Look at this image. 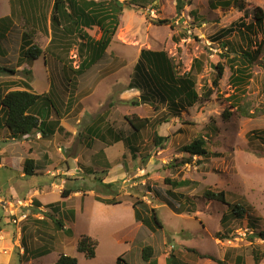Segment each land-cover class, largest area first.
<instances>
[{"label": "rangeland", "instance_id": "obj_1", "mask_svg": "<svg viewBox=\"0 0 264 264\" xmlns=\"http://www.w3.org/2000/svg\"><path fill=\"white\" fill-rule=\"evenodd\" d=\"M121 1L124 4L121 24L107 54L80 76L77 84H73L76 93L89 97V112L83 115V122L89 124L94 116L101 115L108 107L111 110L109 122L117 132L130 129L124 119L128 114L151 117L153 120L169 115L170 121L155 124L142 132L141 151L143 155L151 154L147 164L142 162L143 155L131 156L124 140L114 141L105 150V144L98 139L92 142L91 149L79 136L69 140L70 137L62 135L58 142L61 148L57 149L58 157L72 154V157L79 155L81 158L79 165L68 161L72 168L79 166L81 170H76L73 177L67 176L65 187L74 188L80 194L61 195L57 199L60 209L47 208L50 215L44 222L37 221L43 220L44 215L42 210L37 211L33 197H26L30 187L49 180L50 176L34 174L22 178L15 172L10 181L6 170H0L1 184H9L10 181L23 202L14 206L0 199V217L6 214L0 225L13 230L7 235L11 242L0 248V252L5 250L13 255L5 264H52L60 253L77 257L78 264H117L120 256L130 264H146L141 258V249L145 245L154 246L160 264L165 263V256L171 252L191 264H264V257L256 263L254 255L255 250L261 254L264 252V239L252 238L254 231L264 230V114L260 112L264 109V29L256 24L254 32L247 28L248 24L255 23V9L261 7L264 10V0H155L147 4L141 0ZM178 2L183 5L179 12ZM7 13L8 1L0 0V17ZM160 19L169 22L158 24ZM227 29L232 31L227 33ZM22 32L27 33L44 51L50 43V35L33 27L25 18L12 26L0 41V68L18 71L11 74L0 70L2 93L7 92L8 82L26 78L24 69L31 68L30 64L19 63ZM87 32L94 39H99L102 34L99 27ZM250 40L253 42L252 50H257L256 42L263 40V50L251 68L246 70V74L250 73L247 82L233 85L232 67L239 64L234 61L240 59L241 51L248 48ZM144 48L168 51L176 62H182L183 72L189 71L199 59L203 68L194 70L197 90L200 94L205 90H214L213 94L196 103L188 112L182 111L177 118L171 117V109L166 104L154 109L148 103L140 106L128 103L142 93V89L132 83L142 62L140 51ZM45 54L51 80H55L57 86L62 82L68 84L61 58L65 60L68 57L78 65L80 57L77 48L71 49L69 56L61 53L64 55L61 58L53 56L57 52L51 48ZM44 55L36 62L38 71L34 80L33 77L26 78L31 82L33 80L36 89L47 85L43 76ZM231 59L233 64L229 61ZM218 62L224 65L225 73L218 89H214ZM242 91L245 97L240 103L244 109L249 112L257 110L261 114L246 117L231 108L230 117L225 119L223 114L226 108H230L225 98L233 93L240 95ZM153 130L170 136L164 149L154 148ZM200 136L207 139L208 158L195 157L191 164L177 165L184 157L181 149ZM68 141L70 143L67 144ZM100 151L103 152L98 156ZM91 158L97 165L92 164ZM62 166L67 167L66 162ZM167 177L199 182L196 188L184 191L190 197L189 200L186 198L190 206L184 213L176 211L180 199L174 200L166 194L169 186L164 180ZM206 188L225 190L229 202L245 206L244 217H235L232 207L218 200L203 198L202 190ZM153 189L158 194L163 193L165 198L168 196L173 201L172 208L162 201V197L154 196ZM113 198L115 203L104 200ZM137 199L157 208L162 229L154 231L136 219L134 202ZM193 207L196 210L189 212ZM27 209H30L28 217L19 220L18 217ZM137 209L144 215L151 213V208L144 205H137ZM13 210L18 216L11 214ZM71 211L74 212L73 218L69 216ZM225 212L230 216L222 222ZM52 218L63 221L64 230L70 228L71 232L58 230ZM83 235L97 242L94 258L86 257L77 249L78 240ZM46 243L52 248L51 254L34 257L33 251ZM190 249L209 254L216 260L202 258ZM1 260L0 264H4Z\"/></svg>", "mask_w": 264, "mask_h": 264}, {"label": "trees", "instance_id": "obj_2", "mask_svg": "<svg viewBox=\"0 0 264 264\" xmlns=\"http://www.w3.org/2000/svg\"><path fill=\"white\" fill-rule=\"evenodd\" d=\"M8 1L11 12L9 15L0 18V41L8 34L7 32L12 28V26H15L18 20L25 18L33 27L40 29L46 35L51 36L47 50L51 48L56 51L57 54L53 55L56 58H61V56H64L65 54L69 56V51L73 48H77L78 56L80 57L78 65H75L73 60L68 59V57L65 60L61 58L64 63L63 72L69 85L76 84L78 78L91 69L108 50L117 34L124 10V4L121 0ZM148 1L153 2L155 0H141L143 4H147ZM50 5L51 10L49 11ZM182 8L183 5L179 3L177 11L179 12ZM254 17L255 23L247 25L249 31H255V24L264 29V10L261 7H257L255 9ZM168 22L169 20L167 19L158 20V24H167ZM94 27H99L102 31L99 39H94V37H91L86 33V29H93ZM243 28H246L245 24H243ZM226 31L227 33H230L232 29H227ZM256 43H258L257 50H252L253 42L250 40L248 48L241 51L240 59H236L234 61H238L239 64L244 65L243 67H240L238 63L233 64L232 59L229 60L233 65H235L232 67L233 73L231 76L233 85H236V83L247 82L246 79L250 73L246 74L245 72L251 68V65L257 60L258 55L263 50V40ZM47 50L44 51L40 46L34 43L27 33H23L20 55L29 63H32L36 59L43 56ZM178 51H180V48ZM45 60L48 61L47 56H45ZM140 60H142V62L137 69L138 72L136 77L133 79L132 84L140 87L142 89V93L140 96L138 95L131 100H128V103L135 106L148 103L153 106L154 109H158L160 104H166L171 109V117H179L181 116L182 111L186 110L188 112L191 107L195 106L196 103L210 98L213 94L214 90H205L202 94H200L197 90V79L194 75V70L195 68H198L199 70H202L203 68V62L199 59L195 60V65L192 64L191 69L187 72H183L181 69L182 62H176L175 58L172 57L166 50L153 51L145 48L141 49ZM215 69L217 73L213 81V87L214 89H218L219 82L225 73V67L223 64L218 62ZM0 70L11 74H16L18 71L7 67H1ZM24 72L26 74V78L28 79L33 75L31 68L24 69ZM26 78L8 82L6 85L7 92L2 93L0 91V112L2 114L0 115V126L7 129L10 133V137L15 139H21L35 131H39L43 137L47 138L48 136H52L58 127L57 123L54 129H45V126H48L47 120L50 117L53 104L49 95L45 93L33 92L30 81ZM240 86L241 85H237V87ZM18 87H21L22 89H17ZM242 92L243 93L240 95L238 93H233L228 98H225V101L230 105V108H226L223 114L225 119L230 117L232 113L230 111L231 108H235L240 115L246 117H257L261 113L264 114V109L263 111L260 110L261 113L257 110L254 112L246 111L240 103L245 97V92ZM102 119H104V117H102ZM124 119L130 127L128 131L122 130L117 132L113 127H108L105 134L112 137V143L108 142L110 145L113 144L114 141H126L127 149L129 148L128 150L131 156L135 158L137 155H143V152L141 151V143L143 142L142 132L152 126H156L155 124L160 125L170 121L168 116L153 120L151 117H142L137 114L125 115ZM57 130L61 133L64 132L63 127H58ZM99 134L105 135L101 133ZM169 140L170 136L161 135L157 130H153L152 142L155 149H164ZM181 150L184 153V157L178 161L177 165L179 166L193 163L195 157L206 159L210 154L207 147V139L204 136L193 139ZM102 152L103 151H100L97 155L99 156ZM93 157H95V154ZM150 157L151 154L143 155L142 162L147 164ZM24 164V172L26 175H34L35 170L40 169L39 167H36L35 160L31 158L26 159ZM106 164L109 166L108 163ZM93 165H97L94 158ZM164 183L169 186L166 194L169 197L174 198V200L179 201L180 199V203L178 204L179 207L178 209L176 208L177 213L181 214L184 213L185 210H188L190 204L187 200H189L190 197L186 196L184 191L187 188H196L199 185V182L188 178L172 179L167 177L165 178ZM177 190H179V192H174ZM74 192H77V190L74 188L68 189L64 187L61 195L63 197H68ZM152 193L157 198L162 197V201H165V203L172 208L173 201H171L168 196L167 198L163 197V193L158 194L155 189L152 190ZM202 197L207 201L218 200L221 203L232 207L233 215H235V217H244V213L246 211L245 206L243 204L235 205L229 202L227 192L225 190L214 191L211 188H206L202 190ZM104 200L108 203L116 202L115 198ZM33 203H35L34 205L37 207L40 205V202L37 199H35ZM137 205H144L146 208H151V213H145L144 215L142 212L138 211ZM47 206L53 210L60 209L58 202L57 204L51 203ZM134 208L136 219L141 221L143 225L145 224L154 231L163 228V223L158 216L157 208L150 207L149 204L139 199L134 202ZM195 210L196 207H193L189 212H194ZM43 215V220L37 221L44 222V219L50 214H48V212H43ZM73 215L74 212L71 211L69 216L73 218ZM229 216L230 213L225 212L222 222L227 220ZM52 219L58 230L63 229L65 233L71 232L70 228L64 230L63 221L54 218ZM253 235L254 236L252 238L258 237L264 239V230L261 229L259 231H254ZM96 245L97 242L90 236L83 235L78 240L77 249L78 251L84 253L86 257L94 258L96 256ZM189 251L197 253L202 258H211L216 260L213 256L209 254H201L196 249H190ZM51 252L52 248H50L46 243L40 248L34 250L33 255L36 258H40L50 254ZM254 252L255 262L259 263L262 257H264V252L262 254L258 253V250H255ZM141 258L146 264H158V258L155 255V248L152 245H145L142 247ZM240 261H242V257H240ZM122 263L130 264L123 256H120L117 264ZM52 264H78V258L66 253H60L56 261ZM166 264L191 263L181 259L174 252H171L166 258Z\"/></svg>", "mask_w": 264, "mask_h": 264}, {"label": "crops", "instance_id": "obj_3", "mask_svg": "<svg viewBox=\"0 0 264 264\" xmlns=\"http://www.w3.org/2000/svg\"><path fill=\"white\" fill-rule=\"evenodd\" d=\"M10 12L11 11L9 4V13H7L6 15H9ZM89 30L90 29H86L87 34H89L87 32ZM23 33L24 32H22V35ZM90 36L92 37V35ZM48 38L49 40H51V36ZM45 49L47 50V47ZM107 52L108 50L101 57V59L107 54ZM45 56L47 55L45 54ZM45 56L43 61V76L45 77L44 79H46L45 81L47 85L46 87H37L40 91L36 89V86L33 82L36 72L38 71L36 69V62H38L40 58L36 59L32 63H29L20 55L19 63L20 65L27 64L28 66L30 64V67L33 72V75L31 76L33 77V80L32 82L30 81L32 91L35 93H45L50 96L53 105L51 108L50 117L47 120L48 126H45V129H54L56 124L58 123V127H63L64 132H59L57 130V127L55 133L52 136H48L47 138L43 137L39 131H35L21 139H15L10 137V133L7 129L2 128L0 126V170H6L7 174L9 175L8 180H12V173L15 172H17L22 178L27 177L24 172V163L25 160L29 158L35 160L36 167L40 168L36 169L34 174H43L50 176L49 180L47 179L41 181L37 185L30 187L27 193L28 196L26 197L28 199L32 196L34 200L37 199L40 202V205L38 207L36 206V208H38L37 211L39 212V210H42V213L47 212V208H49L47 206L48 204L54 203L57 201V199H60L62 190L66 186L65 183L67 176L73 177L75 176L76 170H81L79 166H77L76 168H72L71 165L68 164V161L72 160L74 163L79 165L81 159L79 155L72 157V154H69V156H65L64 158L58 157L57 149L61 150V148L58 147V142L59 140H61L62 135L70 137L69 140H72L73 138H77L79 136L80 139L83 138V141L86 142L87 147L91 149H93V147H91L92 142L98 139L105 144V150H107L110 146L113 145H110V143H112V137L105 134L106 129L108 127H113V125L109 122V117L111 114V110L109 109V107L104 110L101 115L94 116V118L91 122H89V124H84L83 115L89 112L87 105L89 97L87 95H81L79 92L76 93V87H74L73 84L69 85L65 82H62V85L57 86V82L55 80L52 81L50 78V74L48 71V61L45 60ZM101 59L98 62H100ZM17 89L22 88L20 87ZM122 97L120 96V99H124ZM110 106H112V103L110 104ZM77 110L79 111L77 112ZM0 115H2L1 112ZM102 117H104V119H102ZM99 133L105 135H100ZM68 143L70 142L68 141L67 144ZM91 160L93 164V158H91ZM64 162H66L67 167L62 166ZM10 181L9 184H1L0 176V199H2L3 201H7L6 204H13L15 206L17 202H19L20 197H18L19 195L17 193L16 187L11 186ZM8 190H10V192ZM77 194H80V192L77 191L72 193V195L74 196ZM5 216L6 214H4L3 217H0V221H3ZM6 229V227H2L0 225V248H5L4 246L8 245L11 242V238L7 237V235H9V233H11L13 230ZM1 238H3V240H1ZM133 249L134 245L132 246L131 250ZM11 254L12 253L8 251L6 253L5 250L0 252V258L2 259L1 261L4 264L9 262V260H11V257L13 256H11ZM167 257L168 255L165 256L164 264H166ZM158 264H160L159 258Z\"/></svg>", "mask_w": 264, "mask_h": 264}, {"label": "built area", "instance_id": "obj_4", "mask_svg": "<svg viewBox=\"0 0 264 264\" xmlns=\"http://www.w3.org/2000/svg\"><path fill=\"white\" fill-rule=\"evenodd\" d=\"M19 202H20V204H23L22 200H20ZM27 204L30 205V203H27ZM11 214L15 215V216H18L17 213H15L14 210L11 212ZM28 214H29V209H27V211H25V212H22L21 215L18 217V219L19 220H21L23 218L25 219V217H28ZM14 222L17 223V218L14 219ZM21 248H22L21 251L24 252V248L23 247H21Z\"/></svg>", "mask_w": 264, "mask_h": 264}]
</instances>
